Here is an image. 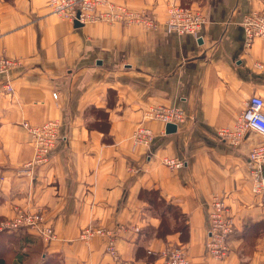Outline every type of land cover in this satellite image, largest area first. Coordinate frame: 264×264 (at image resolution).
Here are the masks:
<instances>
[{
	"label": "crops",
	"instance_id": "crops-1",
	"mask_svg": "<svg viewBox=\"0 0 264 264\" xmlns=\"http://www.w3.org/2000/svg\"><path fill=\"white\" fill-rule=\"evenodd\" d=\"M47 1L0 0V56L18 62L7 73L13 91H0V221L16 207L38 208L56 232L49 242L31 230L15 232L23 258L10 256L9 262L163 264L160 250L180 245L190 264H264V201L251 192L248 160L264 137L248 131L233 146L217 136L250 96L264 102V39L246 48L240 24L242 14L262 9L264 0H118L152 12V29L77 25L52 13ZM172 2L202 12L199 38L166 31ZM155 104L181 107L185 121L170 133L160 121H146L153 140L148 148L133 147L131 132ZM53 118L61 123L60 140L49 162L20 174L32 156L22 122ZM164 156L184 165L169 169ZM153 190L185 215V238L173 229L158 233L163 217L172 225L179 217L157 205ZM213 194L224 195L234 220L222 260L205 250ZM89 224L121 226L118 258L105 251L103 237L79 238Z\"/></svg>",
	"mask_w": 264,
	"mask_h": 264
},
{
	"label": "built area",
	"instance_id": "built-area-1",
	"mask_svg": "<svg viewBox=\"0 0 264 264\" xmlns=\"http://www.w3.org/2000/svg\"><path fill=\"white\" fill-rule=\"evenodd\" d=\"M46 6L59 17L77 21L80 24L89 22L140 24L147 29L156 27L157 20L152 12L146 9H132L118 0H48ZM205 22L201 11L191 6L170 3L166 7L163 24L167 32L182 34L189 33L199 38V30ZM240 24L244 32V45L250 47L254 40L264 39V7L243 13ZM18 62L8 56H0V91H13L11 80L7 77L8 71ZM262 67L260 63H256ZM52 96L56 98V93ZM263 99L258 95L249 97L244 109L237 115L233 125L217 129V136L223 141L238 146L248 131H255L264 137V110ZM185 112L177 105L155 104L148 106L130 138L133 147L148 148L153 140L154 133L146 125V121L157 120L163 124L174 123L176 126L185 121ZM60 121L48 119L41 124L22 122V126L30 135L32 156L19 168V173L31 175L33 169L49 162L50 154L60 140ZM250 163L249 183L251 192L259 195L264 201V141L254 145L248 152ZM163 165L169 169H178L184 165V160L178 157L164 156ZM208 227L205 250L213 260H222L228 254V239L234 231V220L223 194H213L208 204ZM20 227L31 230L35 235L49 242L56 238L52 225L46 223L42 209H25L16 207L13 216L0 221V231H12ZM121 226L109 229L98 225H86L79 233V238L85 242L99 236L105 239V251L113 258H118L115 239ZM163 264H190L186 249L180 245L164 247L159 252Z\"/></svg>",
	"mask_w": 264,
	"mask_h": 264
},
{
	"label": "trees",
	"instance_id": "trees-1",
	"mask_svg": "<svg viewBox=\"0 0 264 264\" xmlns=\"http://www.w3.org/2000/svg\"><path fill=\"white\" fill-rule=\"evenodd\" d=\"M108 92V96H109ZM97 113H99L98 115L100 116V118L102 119L103 122L108 123L107 120V116L105 115V113L103 111H97ZM105 125V124H103ZM106 128L105 126H101V128ZM152 193V196L155 197V200L158 201L157 205H161L163 204L165 206V209L170 210L173 214H176L177 217H179L178 222H176L174 225H172L167 218L163 217L161 220V223L159 225L158 228V233H163L164 231H166L167 229H173V230H177L180 232V234L182 236L185 235L186 231H187V222H186V217L184 214H182L178 208L171 204L166 202L162 197H160L158 195V193L153 190L152 192L149 191V195ZM156 195V196H155ZM159 197H158V196ZM155 200H153L155 202ZM24 231L26 234H29L27 232V228L25 227H20L18 229L12 230V231H7V230H3L0 231V264H14V263H10L9 262V258L10 256L13 257V259L19 257V258H23L21 257L20 254V239L19 238H14V233L18 232V231ZM29 231V230H28ZM25 233H23L25 235ZM14 238V239H12ZM23 238V237H21ZM185 238V236H184Z\"/></svg>",
	"mask_w": 264,
	"mask_h": 264
},
{
	"label": "water",
	"instance_id": "water-1",
	"mask_svg": "<svg viewBox=\"0 0 264 264\" xmlns=\"http://www.w3.org/2000/svg\"><path fill=\"white\" fill-rule=\"evenodd\" d=\"M75 22V24H80L79 22H77V21H74ZM176 130V125L174 124V123H167L166 125H165V131H166V133H170V132H174ZM263 174H264V167H263Z\"/></svg>",
	"mask_w": 264,
	"mask_h": 264
},
{
	"label": "rangeland",
	"instance_id": "rangeland-1",
	"mask_svg": "<svg viewBox=\"0 0 264 264\" xmlns=\"http://www.w3.org/2000/svg\"><path fill=\"white\" fill-rule=\"evenodd\" d=\"M258 67V66H257Z\"/></svg>",
	"mask_w": 264,
	"mask_h": 264
}]
</instances>
